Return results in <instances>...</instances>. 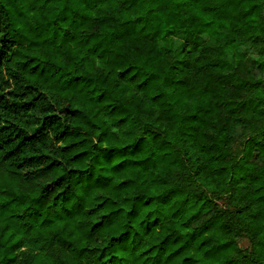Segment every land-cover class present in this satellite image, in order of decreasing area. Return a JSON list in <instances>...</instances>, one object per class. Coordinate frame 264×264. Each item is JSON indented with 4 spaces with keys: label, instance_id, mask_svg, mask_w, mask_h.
Returning a JSON list of instances; mask_svg holds the SVG:
<instances>
[{
    "label": "clouds",
    "instance_id": "obj_1",
    "mask_svg": "<svg viewBox=\"0 0 264 264\" xmlns=\"http://www.w3.org/2000/svg\"><path fill=\"white\" fill-rule=\"evenodd\" d=\"M0 264H264V0H0Z\"/></svg>",
    "mask_w": 264,
    "mask_h": 264
}]
</instances>
